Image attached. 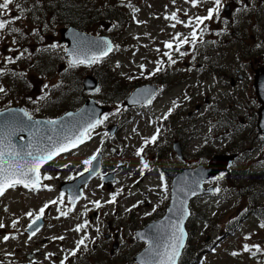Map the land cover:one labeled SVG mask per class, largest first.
<instances>
[{
	"label": "rangeland",
	"instance_id": "374dc122",
	"mask_svg": "<svg viewBox=\"0 0 264 264\" xmlns=\"http://www.w3.org/2000/svg\"><path fill=\"white\" fill-rule=\"evenodd\" d=\"M0 1L2 2V0ZM78 1L90 3L89 0ZM118 1L119 3H127L129 6L125 15L127 23L112 34L110 31L105 30L116 41L117 50L108 56L106 60L96 62L91 69H87L84 66L69 67L63 56L64 46L59 40L58 27L60 26V19L58 20V17L49 14L46 18L45 29L41 30L42 28L38 26L41 14L38 9L36 10L34 26L41 30V38L44 41L41 47L47 49L48 54L31 58L35 64L30 66L26 79L21 82L27 84L28 89L25 93L26 96L24 95L20 100L28 102L29 97L36 99L37 103H41L40 107H43L44 115L53 119L60 115L65 108L73 106L70 103V99L72 98V101H76L79 98L81 88L78 87V83L87 73H91L97 75L107 87V93H105V87L102 86L93 96L109 98L111 101L106 104L108 109L105 115L108 118L98 128L92 129L90 135L99 132V130L102 131L104 126L114 123L120 124L129 115H131L130 119L132 117V121L125 124L122 130H119L117 139L109 140L107 136H95L78 150L70 152L48 165L43 170V175L51 177L49 180L47 179V184L51 185L49 191L35 192L16 186L9 190L5 197L3 196L0 201V223H3L5 227L0 228V264H25V262L29 261L27 258L28 252H42V254L35 256L37 259L35 264H60L61 260L65 261L69 258L66 254L78 249L91 248L88 251L91 252L98 242L87 241L85 245H81L78 249L76 247V241L84 236V232L76 231L75 228L77 224H81L85 220L88 221V225H92V228H94L90 232L91 238L97 236L98 239V237L102 238L106 235L102 240L106 239L105 243L110 248L115 240L118 242L119 248L115 251L116 257H113V259L127 257L145 245L144 242L136 239L134 236L135 231L148 221L157 219L164 213L163 211L168 203L166 199L169 198L168 183L164 174H172L170 172L172 166V160L169 161L170 153L159 149L156 145L153 149L149 148L146 151V162L136 155L140 141L151 135L153 126L146 117H139L135 111L129 113L122 106L121 102L124 94H118L117 98L113 100L115 91L111 94L110 90L113 86H116L119 88L116 91H119L120 87L123 86L127 92L136 81L135 76L130 77L129 75L140 76V70L144 76L150 75L157 58L159 63L160 61L167 62L168 57L164 53L169 52L170 49L165 48V41L173 39L176 33L181 34L180 38L189 35L191 27H185L184 23L166 19V16H171V13L176 12L179 21L187 22L189 16L202 15L207 12V7H213L214 5L212 0H203L202 3H198L195 7L191 3L186 2V0H175V3H173V0ZM252 1L221 0V10L225 4L229 3L228 6L235 10V14L242 19V22H246L248 16L247 14L239 15L241 9L248 11L247 7L255 6V11L259 12V20H256L258 25L255 26L256 23L252 22L248 23L246 29H242L238 34L236 33L238 42L237 56L239 57H242L245 47H257V44L261 45L259 48L260 54H264L263 32L254 33L251 29L253 24L254 28L258 30L264 29V0H255L251 4ZM231 16L232 13L230 12L228 17ZM217 22L218 20L212 19L210 24H208V31L203 36V42L198 46V51L206 49L210 43L214 42L215 37L219 36V26L221 25L217 24ZM173 24H175V27H172ZM240 26L243 27L244 24L239 22V25L231 30L239 31ZM225 29L228 30L227 28ZM232 35L234 36V33L229 31L223 32L217 40L228 42L232 39ZM52 44H56L57 47L51 48L50 45ZM32 49V44L26 45V57L29 56V52ZM171 56L178 57L181 55L174 50ZM28 59L30 60V57ZM61 63L64 65L59 70L58 66ZM140 65H144L143 69L140 68ZM181 69L191 75L194 81L180 85H176V82H173L167 91L159 95V104H155L153 110L157 114H161L166 110L167 105L172 104V100L175 98L174 107L179 109L176 116L179 113L183 115V111H180V103L183 101L182 94L186 92L191 95L195 94L193 105L191 101L186 103V106L191 108L188 122L193 124L196 113H192L195 112L192 108L196 104L201 105L209 100L204 88H208L205 85L207 82L205 80L206 66H194L192 69L181 67ZM177 76L178 74L176 73L173 77L174 80L177 79ZM143 79V77L140 78L138 82ZM10 83H12V80ZM42 83H46L48 87L43 88ZM237 90L239 89L237 88ZM111 95L112 97H110ZM239 95L243 96L240 93ZM253 100L257 101L255 97L254 99L250 97V102H253ZM4 101L2 100V102ZM56 105H58L57 108H55ZM187 107L184 110L185 114ZM257 107L258 105L255 106V110ZM117 108L120 110L117 111ZM240 109L244 110V108ZM247 111L246 115L244 112L241 113L251 124L246 136L250 138L254 136V144L259 146L261 138L255 137L256 127L254 129L256 112L254 119H252L249 117V110ZM199 115H202L204 119L199 120L197 122L198 125H192V129H189L191 137L188 136L186 141V149L190 155L191 164L194 165L201 163L200 160H204L209 151H214L217 145L215 133L209 124L210 117L216 115L213 112V106L203 109ZM202 120L203 124L201 126L199 124ZM194 133L195 136H192ZM240 134L243 135L242 132ZM100 139H103V141ZM165 144L164 141L160 147ZM201 148L206 149V151H203L204 157H200L201 154L197 152ZM97 149H100L104 154L102 161L103 172L116 171V181L107 188V183H105V186L102 185L100 178L97 177L91 180L84 187V198L73 210L65 205L67 203L66 197L65 200L63 197L62 203L49 204L42 215L46 220L45 227L37 236L29 239L24 233L28 222L39 214V209L46 202L57 200L60 197L61 193L59 189L57 190L56 184L57 177L59 184L60 180H68L69 177L81 173L86 166L82 161L94 154L96 155ZM250 153L253 154L246 163V170L243 169L238 175L235 174L233 180L228 181L226 176L221 179L211 180L209 184L214 185L219 191L216 190L215 193L208 197L196 198L190 204L192 216L187 222V228L192 233L189 241L190 249L194 250L198 244H201L200 247L210 244L217 236L221 238L214 247L216 251H211L210 253L207 250L203 253L204 257L201 263L198 264H264V231L258 226V219L246 205L245 195L248 191L244 187L245 184L260 182V185H257L259 188L255 187L254 193L258 195L256 198H260L264 202V150L262 148L256 150L254 147ZM256 158H259L258 162L261 167L259 169H251L250 166L252 162H255L254 159ZM145 163L148 165L147 168L143 167ZM64 165H67V167H63ZM141 170H143V175H141ZM161 174L164 175L163 181L160 178ZM252 174L260 176L261 179L257 180V178H254L250 180ZM235 179H238V183L235 182ZM113 194H115V202L107 203ZM93 201H100L102 207L96 208L91 203ZM133 205H136V207L133 208ZM58 209L60 211H68V215L61 216ZM128 209L131 210L128 211ZM28 212L33 213V216L26 215ZM235 220H237L236 227L225 229L226 224ZM13 221H16L15 228L12 227ZM5 235L10 237L7 241L3 239ZM60 236H63L64 239H52V237ZM245 237L248 238L245 239ZM92 244L94 245L92 246ZM245 244L249 246L258 245L261 251L257 252L255 247H250L249 251H244L243 245ZM233 252H236L237 255H232ZM253 252H255V255L252 254ZM94 254L96 257L100 254L102 256L107 255L102 247L94 251ZM82 256L83 253L82 255L80 254L77 260H80ZM115 264H125V262L116 261Z\"/></svg>",
	"mask_w": 264,
	"mask_h": 264
},
{
	"label": "water",
	"instance_id": "95a60500",
	"mask_svg": "<svg viewBox=\"0 0 264 264\" xmlns=\"http://www.w3.org/2000/svg\"><path fill=\"white\" fill-rule=\"evenodd\" d=\"M59 32L61 35V40L67 43V50L65 52V55L69 57V61L73 59V57L69 53L72 52L74 48L83 50L86 55L90 57L93 54H99L98 48L88 47L90 42H96L97 44H100L101 47H103V42L111 44L110 39L106 36H95L87 34L77 30L72 26L62 27L60 28ZM254 85L258 101L262 103L258 110V129L260 133L264 134L263 68L256 70ZM83 86L86 90L92 91L98 87V83L92 76L88 75L83 80ZM153 93L154 87L145 85L137 87L126 99L125 104L133 105L139 104L142 101L147 102L153 95ZM105 109V107L96 105L94 100L90 98L86 100V102L78 110L69 111L64 115L58 117L57 119L52 120L57 122L55 125H53L45 123L47 122V120L44 119L28 120L27 117L24 118L23 112L20 111L21 108L15 106L2 110L0 112V137L7 136L10 132L13 133L10 139L13 145H18L16 151H26L25 146L27 145V143H29L30 141L36 142L37 140H41V138H43L41 146H48V142H46L48 136H51L53 138V141L56 143H64L66 137L72 138L75 135H78L80 130L85 127L89 121L99 119L100 115L104 112ZM69 113H71L72 115H67ZM13 116H15L14 119ZM35 121H39L40 124H35ZM29 125L33 127L27 130L26 127H28ZM21 128H23L24 130H18ZM115 129V126H112L108 127L107 131L111 135H113ZM20 135L23 136V140H18V136ZM81 144L82 143L78 144L76 147L80 146ZM69 149H73V147L68 146V150ZM175 150L179 153V149L177 146H175ZM232 157L233 156L216 154L208 161L207 164H200L193 168L182 169L175 175L171 182L169 204L164 215L157 220L149 222L143 228L136 231L137 239L147 241L148 244L140 252L136 253L133 256V261L138 264H158L159 257L156 256V251L159 250L160 252H163L165 250L164 245L169 242L172 235V225L177 221L176 210L181 207V201L185 202L183 206L186 207L189 212L188 204L192 198L202 192L207 193L212 190V187L203 188L202 183L206 179L215 176L220 171L225 169V165L231 161ZM98 167L99 156H97L96 159L92 162L89 171L71 181L60 183L59 189L68 195L69 202L70 197L74 198L76 196H79L80 199L82 184H85L92 176H94L98 172ZM110 176L111 175H108L107 177ZM192 191H194L196 194L192 195ZM79 199H76L75 203ZM75 203H71V206L74 207ZM188 216L184 217L183 224L181 225L184 228V232L186 234L184 245L187 239L185 222L187 221ZM41 225L42 218L37 220L35 225L32 226L34 230L32 229V231H30V234L32 235L33 231L37 232L36 229H39ZM150 248L152 249V251H149ZM182 250L183 248L180 249V254ZM178 257L176 258V263Z\"/></svg>",
	"mask_w": 264,
	"mask_h": 264
},
{
	"label": "flooded vegetation",
	"instance_id": "af4514ba",
	"mask_svg": "<svg viewBox=\"0 0 264 264\" xmlns=\"http://www.w3.org/2000/svg\"><path fill=\"white\" fill-rule=\"evenodd\" d=\"M254 2L255 0H253L251 4H253ZM222 12L223 13L221 16L223 21H235V23H237L238 15L235 14L234 9H225ZM230 12L232 13V16L228 17ZM256 20H259L258 14H253L249 18V21L252 23H255ZM251 26L253 27L251 28L252 31L255 33L254 24ZM213 41L214 42L209 44V49L215 51L214 54H212L210 51L208 55H205L208 50L201 51L199 61H196V58L190 55L184 57L180 64L181 67L191 69L193 68V66H206L205 80L207 82L205 85H207L208 88H204L206 94H208L209 96V100L202 105H195L192 108V110L194 109L195 112L192 113H196L203 109H208L210 106H213L216 115L211 121V124L212 128L216 129V138L218 140L219 146L217 152L226 153L229 151V149L233 150L238 148L240 132L243 133L245 130H248L251 127L250 122L241 113L244 112V114L246 115L248 113L247 110H249V117L254 119L256 111L255 106L257 105V101L253 100V102H250V97H253L254 99L255 69L264 66V56L259 54V52H255L252 47L245 56H237L238 42L235 38H232L228 42L222 40ZM262 43H264V34ZM192 53L197 52L193 51ZM174 65H177V63L171 64V66H167V68H160L159 71H156V69L159 67V64L155 63L153 73L154 81L152 83L153 85H156L158 87L156 91L157 94H155L156 101L158 100L159 95L162 92H165L169 89V79H166L164 73L171 67L170 74H175V70L177 67H175ZM190 76L191 75L187 76V78L190 79ZM172 78L173 76H171V79ZM182 83L184 82H181V84ZM184 84H188V82ZM237 88L239 90H237ZM239 93L243 96H240ZM182 98L183 101L180 103V111H183V115L179 113V115L176 116V113L179 112V109L174 107L173 102H175L176 100L174 98L172 100V104L167 105L166 110L153 118V124L156 123V131L154 132V134L157 133V129H159L157 140L155 142L149 141V143L147 144L143 142L141 146V148H143V151L141 152V155L138 156L139 158H141V156L143 155L145 156V153L149 148L153 149L154 147H156V145H158L159 149L165 150V152L169 151L170 153L169 161L172 160V166L169 165L171 166V173H175L180 168L191 164L190 155L186 149V141L188 140L187 138L189 135L190 127L188 118L191 115V108L190 106L187 107L186 103H188L189 101H191L192 103V100L195 99V96L192 97L189 92H186L182 94ZM139 107L142 109L146 106L142 105ZM139 107H129L128 111L130 110V108L136 109ZM186 107L187 112L185 114L184 110ZM240 108H244V110ZM169 109H171V112H169ZM165 114H167L166 118ZM124 125L121 124L119 128H123ZM116 126L118 128L117 124ZM164 141L166 144L160 147V145ZM174 143H177L181 150V158L176 157L173 151L172 145ZM246 148L249 149V146H246ZM206 161H208V158L205 159L204 162ZM233 169H235V167ZM226 172L227 174H229L231 171ZM42 189H45V187L42 186L40 190ZM96 242L98 243L93 247L94 250H91V252L97 251L98 248L102 247L104 253H106L107 255L112 254L110 246L105 243L106 239H99ZM38 254H40V252H38ZM34 262L35 259L31 263L26 264H32Z\"/></svg>",
	"mask_w": 264,
	"mask_h": 264
},
{
	"label": "snow or ice",
	"instance_id": "6c2138e0",
	"mask_svg": "<svg viewBox=\"0 0 264 264\" xmlns=\"http://www.w3.org/2000/svg\"><path fill=\"white\" fill-rule=\"evenodd\" d=\"M14 0H2L0 2V30H3L6 28V26L13 24L16 20H19L22 18L23 13L26 11L19 3L15 5L17 10L20 12V15H17L15 17H10L9 19H4L2 17L8 15L9 11V5L12 4ZM186 2L191 3L192 6H197L198 3H202L203 0H186ZM173 3H175V0H173ZM213 7H210L207 9V15L205 16H189L187 22H181L177 19V13L173 12L171 13V16H166V19H172L175 20L177 23H184L185 27H191L192 30L189 33V37H181L180 33H176L175 37L173 39H178V43L175 45V51L178 52L181 56L186 55L187 53L181 51V46L184 44H192L195 45L199 42H203V33L207 31V25L204 24V21L211 20L214 18V16H218L219 12L222 7L221 0H212ZM135 11V9H134ZM203 25V27H201ZM172 27H175V24L172 25ZM12 32H20V29L18 28H11ZM165 48L172 49L173 44L170 41L164 42ZM51 48H56V44L50 45ZM88 47H96L99 49V54H93L92 56H87L86 53L79 49L74 48L72 52L69 54L73 57L69 61L70 67H75L78 64H92L97 62L101 57L106 56L108 52L113 50V46L110 43L103 42V47H101L100 44H97L96 42H90ZM118 47V46H117ZM23 55V52L16 56L15 59L19 60L21 56ZM165 56L168 57L169 62L171 64H175L176 61L172 59V56L169 52L164 53ZM6 61L11 63L14 62L13 58L8 57L6 58ZM144 65H140V68L143 69ZM160 68L158 67L156 71H159ZM3 70H0V74H2ZM45 88H47V85H44ZM55 87V86H54ZM5 89L3 87H0V93L4 92ZM96 91H99V89H96ZM150 102V101H149ZM175 106V102H173ZM120 109L117 108V111ZM23 112L24 117H27L28 120H31V116L28 112L24 110H20ZM169 112H171V109H169ZM71 116L72 114H67ZM167 117V114H165V118ZM15 116H13V119ZM108 117L107 115H104L102 119H95L93 121H89L85 127H83L78 135H75L72 138H65L64 143H56L53 141V138L51 136L47 137L48 146L42 147V139L37 140L36 142H30L28 144V151H16L15 145L11 143V135L13 133H9L7 136L0 137V195H3L5 190L8 188H14L17 185H23L25 188L29 189H36L39 188L40 181H41V173L40 168L41 165L46 163L49 160H52L56 155H58L60 152L68 150V146L76 147L78 144L83 143L84 138L88 137V133L91 129H94L97 125L103 123L104 120H106ZM35 124H40L39 121H35ZM47 124H53L55 125L56 121H47L45 122ZM20 131H23L24 129H18ZM159 133V129H157V133L153 134L149 139H145L144 143L147 144L149 141L155 142L157 140V134ZM90 138V137H88ZM100 149H97V152H99ZM143 151V148L138 149L136 152L137 156L141 155V152ZM96 159V155L89 157L88 159L82 161V163L86 166L91 165L92 162ZM63 167H67V165H64ZM144 168H147L148 165L145 163L143 164ZM85 171H89L88 167H85ZM141 175H143V170H141ZM222 175L220 177H216V179H221ZM72 177H69L71 179ZM161 181H163L164 177L163 174H161ZM43 179H50L47 175L43 176ZM44 187H48L47 185H44ZM219 191V189H217ZM192 195H195L196 193L194 191L191 192ZM64 193L60 194V197L57 198V200L48 201L44 204L43 207L39 209V214L35 216V218L32 221V224L29 225V228H32L33 225H35L36 221L40 219V216L44 214L45 209L49 206V204H57L63 202ZM79 199V196H76L74 198L70 197V202L75 203V200ZM115 202V194L112 195V198L107 201V203H114ZM94 204L96 208L102 207L100 201H93L91 202ZM184 201H181V207L176 210L177 213V221L172 225V235L170 237V240L167 244L164 245V251L160 252L159 250L156 251V256L159 257L158 264H176V258L180 255V249L184 247V240H185V232L184 228L181 226L183 224L184 217L189 215V212L186 207H184ZM133 208L136 207V205L132 206ZM131 209H128L130 211ZM61 216L68 215V211H60ZM87 211V209H85ZM155 211V209H153ZM28 216H33V213L28 212L26 213ZM88 225V221L85 220L81 224H77L75 230L80 231L81 229L86 228ZM16 221L12 222V227L15 228ZM5 225L3 223H0V228H4ZM261 227H264V223L261 224ZM39 229L37 228L36 231ZM99 231V230H97ZM32 235H35V231L32 232ZM139 235V234H138ZM10 237L8 235L3 236V239L7 241ZM248 237H245L247 239ZM29 239H31V236H29ZM52 239H60L63 240L64 237H52ZM86 237H81L80 240L76 241V247L77 249L84 245ZM250 247H255L256 251H261L260 247L257 246H249L248 244L243 245L244 251H249ZM75 251V250H74ZM74 251L72 254H74ZM149 251H152L150 248ZM255 255V252L252 253ZM51 255V254H48ZM232 255H237L236 252H233ZM60 264H64V260L60 261Z\"/></svg>",
	"mask_w": 264,
	"mask_h": 264
},
{
	"label": "trees",
	"instance_id": "16d2710c",
	"mask_svg": "<svg viewBox=\"0 0 264 264\" xmlns=\"http://www.w3.org/2000/svg\"><path fill=\"white\" fill-rule=\"evenodd\" d=\"M90 3L84 1L80 2L78 0H58V20L60 19V25H72L79 29L87 30L90 28L91 30H96L97 32H103L98 29V26L110 24L113 29H118L119 27L125 26L127 20L125 19V15L128 11L127 3H119L118 0H89ZM124 1V0H123ZM77 7V8H74ZM49 12L48 9H46ZM123 14V17H122ZM98 25V26H97ZM244 29V28H242ZM105 85V84H104ZM78 87L81 88L80 83H78ZM105 91H107L106 85ZM118 88L113 86L110 90L111 94L113 91H116ZM107 93V92H106ZM83 92L80 89L79 97H83ZM14 96V97H13ZM13 94L9 99H5L4 104L13 103L18 97ZM112 97V95L110 96ZM12 99V100H11ZM9 102V103H8ZM3 104V106H5ZM247 201L250 204H253L252 211L256 214V216L260 220V224L264 223V206L257 205L252 199L247 198ZM234 225V224H233ZM264 229V227H262ZM201 244H198L195 249H197ZM194 249V250H195ZM197 251H192L190 246L186 248L185 254L182 256L179 264H193L195 259L198 256ZM194 260L192 261V259ZM109 261L108 264H115L119 259H113L110 256L106 259ZM126 264H134L131 261V257L128 255L125 257ZM87 264H97L96 260H89ZM101 264V263H100Z\"/></svg>",
	"mask_w": 264,
	"mask_h": 264
}]
</instances>
